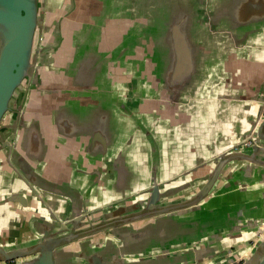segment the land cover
<instances>
[{
	"label": "crops",
	"instance_id": "obj_1",
	"mask_svg": "<svg viewBox=\"0 0 264 264\" xmlns=\"http://www.w3.org/2000/svg\"><path fill=\"white\" fill-rule=\"evenodd\" d=\"M43 1L37 80L0 125V264L248 255L264 221V126L258 146H235L264 95V0H204L209 24L194 18L187 47L196 72L176 79L169 30L190 0ZM235 1L253 6L231 15Z\"/></svg>",
	"mask_w": 264,
	"mask_h": 264
},
{
	"label": "water",
	"instance_id": "obj_2",
	"mask_svg": "<svg viewBox=\"0 0 264 264\" xmlns=\"http://www.w3.org/2000/svg\"><path fill=\"white\" fill-rule=\"evenodd\" d=\"M213 4L220 8L219 3ZM224 5H228L227 9L231 15L238 13L239 10L247 12L253 6L250 1H235ZM179 8H181V16L170 26L169 30L174 39V46L178 52L179 59L175 63L173 76L175 79L196 72L197 55L195 57L194 51H191L193 56L191 55L192 58L190 59V52L187 50L188 41L189 43L191 42L189 40V32L193 30L191 27L194 18L206 25L210 21L207 16L209 3L206 6L204 0H190L188 6L185 8L179 6ZM45 9L43 0H0V123L9 112V108L16 105L15 100L21 86L26 83V79L32 78L40 51L39 43L41 42ZM33 80L34 82L37 80V74L33 76ZM171 80V78L166 79L165 82H171ZM263 107L264 95L260 99V110L257 116L253 119L245 136L237 142L238 149L245 147L242 143L244 139L251 141V144L246 146V148L258 146L260 130L264 126ZM98 139L104 146V138L100 135ZM232 151L233 149L231 148L226 154H231ZM221 164L222 162L217 166V170L220 169ZM214 179L215 177L213 176L207 187L210 186L211 182H214ZM79 216H82L81 213ZM263 223L264 221L260 225ZM258 229H256L255 241L251 252L248 255H240L235 259H231L230 264H264V237H257ZM3 259L5 261L15 259L14 253L5 254ZM30 263L52 264L51 254L49 251L44 252Z\"/></svg>",
	"mask_w": 264,
	"mask_h": 264
},
{
	"label": "flooded vegetation",
	"instance_id": "obj_3",
	"mask_svg": "<svg viewBox=\"0 0 264 264\" xmlns=\"http://www.w3.org/2000/svg\"><path fill=\"white\" fill-rule=\"evenodd\" d=\"M45 11V10H44ZM44 22V21H43ZM44 23L42 24V35H41V40L45 37V32H44ZM52 53H49V58L51 57ZM39 68L40 66L38 65V60L36 62V67H34L33 73H32V78L31 79H26V83L24 85L21 86V89L18 91L17 97H16V105L9 108V112L7 113L6 117H5V121H4V129L7 130V132L9 131L10 125L12 124V112L16 111V109L18 110V108H22L25 104V100L27 97V94L29 93V91H31L33 89L34 83H33V76L38 74L39 72ZM136 79V78H135ZM136 83H138V80H136ZM127 93H129V95H132L133 91H131V89L127 90ZM3 123V122H1ZM0 123V125H1ZM6 132V133H7ZM12 149L10 150V152H6L7 155H11ZM92 214H94V212L92 211H85L82 213V215H86L87 217L91 218ZM15 259L12 260H7L8 262H13Z\"/></svg>",
	"mask_w": 264,
	"mask_h": 264
},
{
	"label": "built area",
	"instance_id": "obj_4",
	"mask_svg": "<svg viewBox=\"0 0 264 264\" xmlns=\"http://www.w3.org/2000/svg\"><path fill=\"white\" fill-rule=\"evenodd\" d=\"M262 114L264 116V107H263V111ZM243 146H249L251 144V141L248 139H244L242 140ZM235 148H238V146L236 145ZM257 237H264V223L260 226V228L257 230ZM240 264V263H238Z\"/></svg>",
	"mask_w": 264,
	"mask_h": 264
}]
</instances>
